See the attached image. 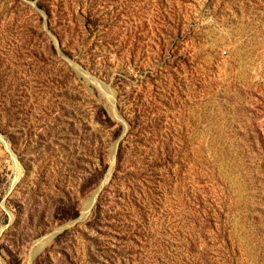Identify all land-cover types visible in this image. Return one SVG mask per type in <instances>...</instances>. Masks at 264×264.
Masks as SVG:
<instances>
[{
    "label": "rangeland",
    "instance_id": "374dc122",
    "mask_svg": "<svg viewBox=\"0 0 264 264\" xmlns=\"http://www.w3.org/2000/svg\"><path fill=\"white\" fill-rule=\"evenodd\" d=\"M32 255L264 264V0H0V264Z\"/></svg>",
    "mask_w": 264,
    "mask_h": 264
},
{
    "label": "water",
    "instance_id": "95a60500",
    "mask_svg": "<svg viewBox=\"0 0 264 264\" xmlns=\"http://www.w3.org/2000/svg\"><path fill=\"white\" fill-rule=\"evenodd\" d=\"M104 89L108 90V88H104ZM117 147H118V143H116L115 146H114V148H113V155L116 154V152H117ZM111 172H112V170H110L109 174H108L107 177H106V180L100 185V188L97 190V192H96L94 198H93L92 200H90V201L88 202V204L86 205V208L88 207L89 210H88V211H85V210H86V208H85L84 213H86V215H82V217L79 219V222H80V221H84V220L88 217V215H89V213H90V211H91L93 205H94L95 202H96L97 197H98V196L100 195V193L103 191L106 182H108V180H109V178H110V174H111ZM69 226H72V224L69 225ZM69 226H66V227H63V228H61V229L56 230V231H55V232H54V233H53V234H52V235L46 240V242H47L48 240H51V239H53L54 237H56L59 233H61L63 230H65V229L68 228ZM33 257H34V256H33ZM30 263H31V262H30Z\"/></svg>",
    "mask_w": 264,
    "mask_h": 264
},
{
    "label": "bare ground",
    "instance_id": "6f19581e",
    "mask_svg": "<svg viewBox=\"0 0 264 264\" xmlns=\"http://www.w3.org/2000/svg\"><path fill=\"white\" fill-rule=\"evenodd\" d=\"M88 210H89V208L87 207L85 211H88ZM83 215H86V213H83ZM32 259H33V255L30 258L29 264H30V262H31Z\"/></svg>",
    "mask_w": 264,
    "mask_h": 264
}]
</instances>
